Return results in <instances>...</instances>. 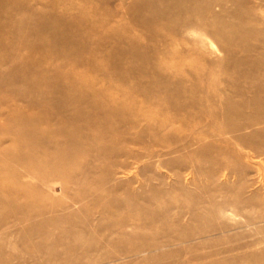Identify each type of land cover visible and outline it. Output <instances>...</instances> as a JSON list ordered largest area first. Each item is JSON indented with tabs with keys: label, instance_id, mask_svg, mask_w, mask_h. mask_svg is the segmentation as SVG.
Instances as JSON below:
<instances>
[{
	"label": "rangeland",
	"instance_id": "rangeland-1",
	"mask_svg": "<svg viewBox=\"0 0 264 264\" xmlns=\"http://www.w3.org/2000/svg\"><path fill=\"white\" fill-rule=\"evenodd\" d=\"M0 264H264V0H0Z\"/></svg>",
	"mask_w": 264,
	"mask_h": 264
},
{
	"label": "bare ground",
	"instance_id": "bare-ground-1",
	"mask_svg": "<svg viewBox=\"0 0 264 264\" xmlns=\"http://www.w3.org/2000/svg\"><path fill=\"white\" fill-rule=\"evenodd\" d=\"M34 130V129H33Z\"/></svg>",
	"mask_w": 264,
	"mask_h": 264
}]
</instances>
